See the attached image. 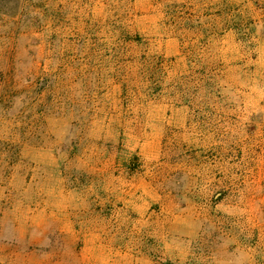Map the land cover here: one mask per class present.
<instances>
[{"label":"crops","instance_id":"crops-1","mask_svg":"<svg viewBox=\"0 0 264 264\" xmlns=\"http://www.w3.org/2000/svg\"><path fill=\"white\" fill-rule=\"evenodd\" d=\"M91 3L103 8L74 14L73 29L100 30L86 41L120 47L122 56L135 44L127 35L144 37L169 80L161 100L125 105L102 94L100 108L118 113L94 123L116 126L105 140L122 137L124 148L107 147L104 199L84 201L90 209L80 219L63 214L58 234L83 238L80 252L93 264L98 255L100 264H252V199L237 213V201L217 197L223 188L253 189L264 134L219 128L264 127V0Z\"/></svg>","mask_w":264,"mask_h":264},{"label":"rangeland","instance_id":"rangeland-1","mask_svg":"<svg viewBox=\"0 0 264 264\" xmlns=\"http://www.w3.org/2000/svg\"><path fill=\"white\" fill-rule=\"evenodd\" d=\"M94 8L103 6L0 0V264H93L80 252L83 238L59 235L57 228L63 214H86L84 201L104 199L100 168L113 152L107 147L124 148L122 137L116 145L105 140L116 126L94 123L118 113L101 109L100 100H161L168 83L165 61L144 37L127 35L135 44H126L122 56L120 47L88 43L101 31L84 28V20L73 29V15L84 19ZM232 132L264 134V127L219 128L221 135ZM254 149L264 150V142ZM254 166L252 190L223 188L217 199L237 201V213L244 212L245 197L252 199V264H264V155ZM81 226L77 221L76 229ZM103 262L98 255L94 263Z\"/></svg>","mask_w":264,"mask_h":264}]
</instances>
